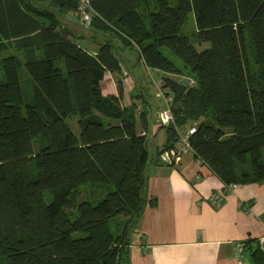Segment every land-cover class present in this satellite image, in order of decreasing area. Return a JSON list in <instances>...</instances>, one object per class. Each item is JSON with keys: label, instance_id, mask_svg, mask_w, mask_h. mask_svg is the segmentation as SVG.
<instances>
[{"label": "trees", "instance_id": "1", "mask_svg": "<svg viewBox=\"0 0 264 264\" xmlns=\"http://www.w3.org/2000/svg\"><path fill=\"white\" fill-rule=\"evenodd\" d=\"M81 4L0 0V55L14 46L21 56L0 57V264H131L150 202L145 169L177 144L175 128L195 123L191 152L223 185L264 180V0H87L86 29L102 38L94 54L62 22L81 21ZM189 12L193 38L183 34ZM119 41L166 74L174 122L155 157L134 106L102 95L105 73L123 92ZM164 49L192 84L171 77L180 72ZM76 116L77 135L67 123ZM87 184L112 189L78 202ZM242 251L264 264L258 241Z\"/></svg>", "mask_w": 264, "mask_h": 264}, {"label": "crops", "instance_id": "2", "mask_svg": "<svg viewBox=\"0 0 264 264\" xmlns=\"http://www.w3.org/2000/svg\"><path fill=\"white\" fill-rule=\"evenodd\" d=\"M99 38L97 42H102ZM95 48L90 51L96 52ZM119 56L125 86L121 102H128L126 91L133 90L138 83L130 72V55L119 52ZM138 62L144 64L141 60ZM103 83L106 92L117 97L116 78L105 73L101 87ZM140 92L138 96L142 95ZM138 108L139 115L146 120V127L143 128L140 121L135 131L147 137L150 151L152 139L163 128L157 120L159 112L156 110L153 115L157 122L153 123L149 137L147 116L150 108H146L145 100ZM165 141L163 139L164 143L154 147L155 155ZM145 177V197L150 202L131 234V264H252L248 254L239 253L238 247L242 248L247 239H254L260 248L264 239V180L240 184L229 192L205 164L198 163L193 152L181 154L177 163L149 162ZM213 193L223 197L218 207L209 200Z\"/></svg>", "mask_w": 264, "mask_h": 264}, {"label": "rangeland", "instance_id": "3", "mask_svg": "<svg viewBox=\"0 0 264 264\" xmlns=\"http://www.w3.org/2000/svg\"><path fill=\"white\" fill-rule=\"evenodd\" d=\"M170 4L174 5V0H170ZM187 17V21L184 24V28H183V34L188 36V37H192L193 33L195 32V26H194V15H192L191 12H189ZM76 24H74L73 26L68 23L67 20H63V24L67 27V29L69 31H71L72 33H75L76 35H83L82 39H78L77 42L82 46V48H84L85 50H87L88 52L92 53L93 49L95 47H98V42L96 41V44L93 43V41L90 39L91 37V32L89 30H87V26H82L83 24L81 23V21L79 19H75ZM82 27V28H81ZM99 38V37H97ZM193 38V37H192ZM100 39V38H99ZM97 40V39H96ZM117 52H120V54H124V56L126 55H130V61L129 63L130 66L132 67L131 69V73L134 75L138 86L135 87L133 90H130L129 92L126 91V97H128V102L123 101L121 102V97H119L118 94V87H117V97L114 94H108L107 88L104 87V84H102L103 87V92L102 95L104 97H114V98H118L120 100L119 103V107L120 109H124V108H130L131 106H134L135 111L133 112V115L136 116V125L140 123V120L138 118L139 116V109L138 106L140 104L144 105V100H145V106L146 108H150L148 110L149 115L147 116V120H149L148 122V136L150 137V129L153 125V123H156L157 120L153 119V115L155 113V111L157 110V112H161L163 110H166L167 107L165 105V98L166 96L163 95L162 91H161V85L160 84V79L162 76H166V74L152 69H147L143 63L138 62V51L135 50V48H129L125 45H123V43H121V41H119L117 43ZM197 46V45H194ZM96 49V48H95ZM92 50V51H90ZM125 51V52H124ZM164 55H166L169 60L173 61V63L175 64V67L179 68V72L180 74L178 75H171V77L175 80L181 79L184 76L187 75V72L184 70L181 61H179L178 59L176 60V58L169 52V50L164 49L163 51ZM94 54V53H92ZM8 55H13V56H20V53L15 49L14 46L10 47V50L5 51L4 53H2L0 55V57L5 58V56ZM124 72V69H123ZM127 76V74L125 73V77ZM132 76V75H131ZM130 76V77H131ZM116 85V83H115ZM141 86V87H139ZM101 87V88H102ZM125 87V86H123ZM24 88L26 89V87L24 86ZM142 89V90H141ZM124 91V88H123ZM142 91V95L138 96ZM123 93V92H122ZM122 96V94H121ZM136 102V103H135ZM140 103V104H138ZM134 104V105H133ZM101 120L105 121V122H112L113 124L116 123V121H114L113 119L109 120L105 117H101ZM67 123H69V126L71 128V130L73 131L74 134L77 135V131H78V127H77V116L76 117H72L70 119L67 120ZM163 139H166V130L164 128H160L157 136L155 138L152 139V147H150V151L149 153L154 156V147L160 145V142H163ZM164 143V142H163ZM111 190L112 188H106V187H99L93 184H87V185H82L79 187V197H78V202L86 200L89 202H93L96 203V201L102 199L108 190ZM48 199V193L45 192V201ZM71 216L74 217L75 212L72 210L70 212Z\"/></svg>", "mask_w": 264, "mask_h": 264}, {"label": "built area", "instance_id": "4", "mask_svg": "<svg viewBox=\"0 0 264 264\" xmlns=\"http://www.w3.org/2000/svg\"><path fill=\"white\" fill-rule=\"evenodd\" d=\"M86 5H87V0H82V4L79 7V16L81 19V23L83 24V26H87L89 24V22L91 21L90 17L91 14L86 10ZM188 83L192 84L193 80L189 78ZM171 101V97H166L165 98V105L167 107L166 110H163L161 112L158 113L157 115V119H158V123L160 126L164 127V126H168L169 124H172L174 122V118L172 116V112L171 109L169 107V103ZM195 123H192L190 126L184 127L182 129H178L175 128V130H177V144L169 149L168 151H164L161 155H160V161L164 164H170V163H177L180 160L181 154L183 153H187V152H191V147H190V143H189V137L192 136V134L195 132ZM197 160V159H196ZM198 163L199 160H197ZM238 185L237 184H228L225 185V188L227 190H229V192H231V189L236 188ZM209 200L210 202L218 207V205H220V203L223 201V197L220 196L219 194H211L209 196ZM260 250L264 253V239L261 240V244H260ZM242 251L241 247H238V252L240 253Z\"/></svg>", "mask_w": 264, "mask_h": 264}, {"label": "water", "instance_id": "5", "mask_svg": "<svg viewBox=\"0 0 264 264\" xmlns=\"http://www.w3.org/2000/svg\"><path fill=\"white\" fill-rule=\"evenodd\" d=\"M70 16H71V15H70ZM183 81H184L185 83H187L189 80H188L187 78H186V79H185V78H182V79L179 80V83H182ZM146 146H147V143H146Z\"/></svg>", "mask_w": 264, "mask_h": 264}]
</instances>
